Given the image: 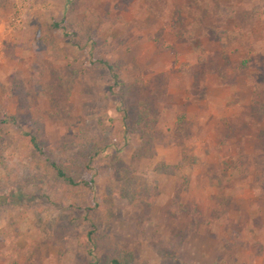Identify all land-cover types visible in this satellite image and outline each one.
<instances>
[{
    "label": "rangeland",
    "instance_id": "1",
    "mask_svg": "<svg viewBox=\"0 0 264 264\" xmlns=\"http://www.w3.org/2000/svg\"><path fill=\"white\" fill-rule=\"evenodd\" d=\"M114 259L264 264V0H0V264Z\"/></svg>",
    "mask_w": 264,
    "mask_h": 264
},
{
    "label": "trees",
    "instance_id": "2",
    "mask_svg": "<svg viewBox=\"0 0 264 264\" xmlns=\"http://www.w3.org/2000/svg\"><path fill=\"white\" fill-rule=\"evenodd\" d=\"M115 78H117V77L115 76ZM28 136L30 137V142H31L33 148L38 153L43 154V151H42L37 139L35 137H33V136H30V135H28ZM51 165L54 167V169L56 170V172H57V174H58V176L60 178H62L64 181H66L67 183H69L71 185H75L76 184L74 182V180L72 178L68 177L67 174L61 168H59L55 163H51ZM84 184L86 186H89L88 183H84ZM106 264H125V263H123L121 260L114 259V260H112V261H110L109 263H106Z\"/></svg>",
    "mask_w": 264,
    "mask_h": 264
}]
</instances>
